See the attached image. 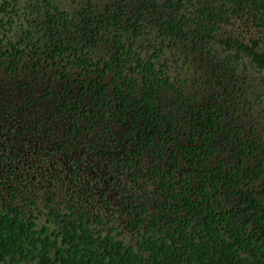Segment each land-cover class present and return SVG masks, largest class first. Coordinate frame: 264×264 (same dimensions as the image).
<instances>
[{
  "label": "flooded vegetation",
  "instance_id": "af4514ba",
  "mask_svg": "<svg viewBox=\"0 0 264 264\" xmlns=\"http://www.w3.org/2000/svg\"><path fill=\"white\" fill-rule=\"evenodd\" d=\"M203 3L0 0V206L130 239L264 219L262 45Z\"/></svg>",
  "mask_w": 264,
  "mask_h": 264
},
{
  "label": "trees",
  "instance_id": "16d2710c",
  "mask_svg": "<svg viewBox=\"0 0 264 264\" xmlns=\"http://www.w3.org/2000/svg\"><path fill=\"white\" fill-rule=\"evenodd\" d=\"M203 5L214 6L226 21L232 14L262 45L264 59V0ZM103 232L76 222L39 227L33 214L0 206V264H264V219L258 216L243 221L223 213L185 215L130 240Z\"/></svg>",
  "mask_w": 264,
  "mask_h": 264
},
{
  "label": "rangeland",
  "instance_id": "374dc122",
  "mask_svg": "<svg viewBox=\"0 0 264 264\" xmlns=\"http://www.w3.org/2000/svg\"><path fill=\"white\" fill-rule=\"evenodd\" d=\"M45 216H46V214H45ZM45 216H42V218H41V220H40V222H39V227H41V226L44 224V222L46 221ZM50 227H51V228H55V227H56V224H55V223H52V224L50 225ZM128 240H130V238H128ZM127 242H128V241H127Z\"/></svg>",
  "mask_w": 264,
  "mask_h": 264
}]
</instances>
